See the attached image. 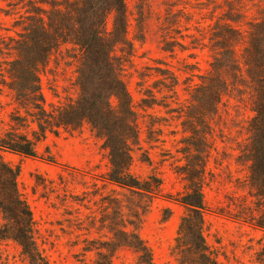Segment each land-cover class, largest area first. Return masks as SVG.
Wrapping results in <instances>:
<instances>
[{"label": "rangeland", "instance_id": "1", "mask_svg": "<svg viewBox=\"0 0 264 264\" xmlns=\"http://www.w3.org/2000/svg\"><path fill=\"white\" fill-rule=\"evenodd\" d=\"M21 1L0 0V35L13 30L12 22L22 14ZM125 5L126 37L134 55L122 78L138 129L130 173L139 180L159 181L161 191L139 197L105 182V153L86 125L73 134L47 132L35 143L37 158L1 153L6 163L19 168L17 189L30 209L38 249L48 264H92L96 248L108 239V230L120 217L132 224L127 229L136 228L155 264H177L169 249L185 209L174 200L184 191V178L200 171L201 156L206 244L219 264H258L264 232L236 220L257 216L259 210L249 181V163L242 155L249 142L246 129L252 113L246 99L224 97L217 115L205 117L197 138L190 131L197 125L189 94L199 82L197 76L209 69L208 38L213 24L222 23L231 12L244 28L256 18L262 0H125ZM111 19L106 20L107 29ZM12 32L7 34L14 36ZM77 56L75 49L62 44L39 72L47 110L77 97ZM3 80L0 76V133L10 129L11 119L23 115L7 87H2ZM197 144L202 155L195 151ZM0 264L27 263L14 243L4 241L0 242ZM112 264H135V255L120 249Z\"/></svg>", "mask_w": 264, "mask_h": 264}, {"label": "trees", "instance_id": "2", "mask_svg": "<svg viewBox=\"0 0 264 264\" xmlns=\"http://www.w3.org/2000/svg\"><path fill=\"white\" fill-rule=\"evenodd\" d=\"M19 4L22 14L12 22L13 30L0 35V76L4 79L1 85L7 87L17 109L23 113L11 119L10 129L0 133V242L14 243L27 264H48L34 240L30 209L17 189L19 168L6 163L1 153L37 158L35 143L47 132L73 134L86 125L105 153L108 164L105 182L139 197L159 194L161 183L153 178L139 180L130 173L138 129L122 78L134 55L126 37L125 0H22ZM109 16L112 19L107 29ZM9 31H14L15 37L9 36ZM62 44L78 52L75 69L78 94L74 100L68 98L47 110L39 72ZM208 45L209 69L197 76L199 82L189 94L196 109L193 115L197 125L190 131L201 138L205 117L217 115L224 97L239 102L246 99L252 116L246 129L249 142L242 155L249 163V181L259 210L257 216L236 220L264 232V0L256 18L244 28L231 12L222 23H214ZM199 146H195V151L202 155ZM197 161L200 171L184 178V191L174 200L185 209V214L178 222L169 255L177 264H219L203 236L207 211L202 196L203 158L200 156ZM112 225L108 239L96 248L92 264H112V257L120 249L130 250L135 255V264H155L136 228L127 229L132 225L130 222L117 217ZM257 260L258 264H264V243Z\"/></svg>", "mask_w": 264, "mask_h": 264}]
</instances>
